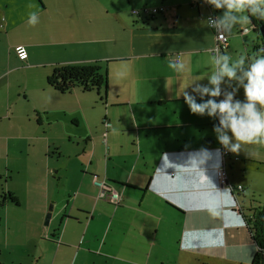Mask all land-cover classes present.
Masks as SVG:
<instances>
[{
    "label": "crops",
    "instance_id": "obj_1",
    "mask_svg": "<svg viewBox=\"0 0 264 264\" xmlns=\"http://www.w3.org/2000/svg\"><path fill=\"white\" fill-rule=\"evenodd\" d=\"M19 1L0 0V131L18 132L4 137L3 175L8 186L25 180L6 191L16 203L1 202L0 264H250L256 248L242 218L264 204V162L242 148L222 160L218 118L191 113L180 94L192 79V87H211L215 35L206 18L223 9L143 0L138 9L164 5L172 14L131 10L125 21L108 11L117 26L105 27L92 8L67 4L79 0ZM234 33L245 38L243 50L251 33L252 51L264 49L247 23L224 33L219 54L230 56ZM177 56L181 73L168 67ZM94 62L107 77L99 94H61L46 83L54 66ZM13 86L21 94L11 95ZM221 163L226 186L217 179ZM94 179L121 203L100 198Z\"/></svg>",
    "mask_w": 264,
    "mask_h": 264
},
{
    "label": "clouds",
    "instance_id": "obj_2",
    "mask_svg": "<svg viewBox=\"0 0 264 264\" xmlns=\"http://www.w3.org/2000/svg\"><path fill=\"white\" fill-rule=\"evenodd\" d=\"M204 2L215 9H223L220 15L215 18L209 17L207 20V25L217 32L229 33L234 25L250 23V16L264 21V0H205ZM28 23L32 25L37 23L36 12L28 13ZM213 64L214 69L207 76L211 87L199 84L192 87L197 79H192L184 87V89L190 87L193 93L199 95V103L188 91L184 89L181 91L180 94L183 95L189 111L200 116L206 114L208 117L218 118V125H213V132L216 134L217 142L228 151L235 153L242 145L264 144V49H259L256 55L249 58L246 69L243 56L232 60L229 55L218 54L214 57ZM168 67L181 73L185 69V64L182 61L169 60ZM238 71L241 75H237ZM224 78L229 81L235 80L237 87L243 89V102L233 100L236 87L232 92L226 93L222 100L214 99L220 96L219 85ZM205 95L209 97L207 100L203 99ZM204 154L206 150L202 149L201 156ZM230 193L235 196L233 192Z\"/></svg>",
    "mask_w": 264,
    "mask_h": 264
},
{
    "label": "rangeland",
    "instance_id": "obj_3",
    "mask_svg": "<svg viewBox=\"0 0 264 264\" xmlns=\"http://www.w3.org/2000/svg\"><path fill=\"white\" fill-rule=\"evenodd\" d=\"M38 1V0H37ZM141 2L143 0H132V2L130 4L127 3V0H79V1H73V2H77V3H67V4H74V5H77V7L81 6V7H87L89 9H93L94 11V15L97 19H100V21L102 22V24H104L105 27H113V26H117V23H115V17H113L110 12L108 11H115V12H118V18H121L123 20H127L129 18H131L130 16V11L131 10H134V9H138V6H135V3L136 2ZM188 0H166V3L169 5V3H175L177 4L176 2H180L181 5L183 4H186ZM10 4L12 7H18L20 5V1L19 0H9ZM138 2V3H139ZM200 2H202L200 0ZM133 3V4H132ZM94 23L97 25V21H95L93 19ZM118 32L120 35H123V30L121 29V27L118 26ZM237 32V30H236ZM241 38L239 37H236V33H234L231 37V53H230V58L232 60H235L237 59L238 57L240 56H243L244 59H245V69L247 67V64L249 63V58L256 55L258 53V51L255 49L254 51L253 50V46H254V43H257L256 40H255V35L252 33L249 35L248 39L251 40L252 38V41H254L253 43H251V41H249V51H245L243 50L244 49V44L243 42L245 41V38H243L241 35H240ZM256 38H257V35H256ZM260 38L262 39V37L260 36ZM260 38L258 37L257 41H258V44L259 46H261V43L260 42ZM6 67H5V70L6 71ZM237 75H241V72L238 71ZM230 83L233 84V88L236 87L237 90L234 94V98H236V100L238 101H241L243 102L244 100V96H243V89L242 88H239L237 87V82L235 80H232L230 81ZM228 84V79L226 81V86ZM14 86L13 88L11 89V95L13 94L14 92V95H16V93H20L17 89H15ZM227 89V88H226ZM225 89V90H226ZM3 91V90H1ZM21 105H24V103L22 102ZM29 105H30V102H29ZM3 108V111L5 110V99H4V92H2V95L0 97V109ZM12 128H14L16 131L17 129L13 126ZM15 130H11V129H8V130H2L0 131V196L2 194H7L6 191H8V187L9 188H12V187H17V188H21L24 184V179L22 177H16L15 179H13V181L11 182V184L8 186L6 185V182H7V178H6V174H4V171H5V167H6V163H5V146H4V143H5V136L7 135H15L16 133L18 134V132H16ZM242 149L244 150H247L249 149V152L251 154V159H254L255 158V155L256 156H260L262 159L261 163L264 162V144H250V145H242L241 146ZM10 152H14V154L16 155L17 154V150L15 147H13V150H11ZM10 161H13L11 159H9V162ZM255 161V160H254ZM0 200H1V197H0ZM0 209H1V206H0ZM2 210H0L1 212ZM1 214V213H0ZM3 239V237H2Z\"/></svg>",
    "mask_w": 264,
    "mask_h": 264
},
{
    "label": "trees",
    "instance_id": "obj_4",
    "mask_svg": "<svg viewBox=\"0 0 264 264\" xmlns=\"http://www.w3.org/2000/svg\"><path fill=\"white\" fill-rule=\"evenodd\" d=\"M39 2H41V0H39ZM249 20L250 25L252 26V31L256 32L260 38L258 29L262 28L264 31V21L251 16L249 17ZM260 43L261 47L264 48V41L261 38ZM46 83L52 89L61 94L69 93L74 89H80L83 92L95 91L99 94L102 89L105 90L107 77L100 62L76 65H57L53 67L52 73L46 79ZM232 90L233 85L230 84L225 91L220 92L219 97L224 98V95L228 92H232ZM104 93L105 91L103 94ZM6 199L13 203L17 202V199L12 194H2L0 206L2 204L1 202ZM251 211V215L247 220L242 218L245 225L249 228L251 240L256 248L250 264H264V204Z\"/></svg>",
    "mask_w": 264,
    "mask_h": 264
},
{
    "label": "built area",
    "instance_id": "obj_5",
    "mask_svg": "<svg viewBox=\"0 0 264 264\" xmlns=\"http://www.w3.org/2000/svg\"><path fill=\"white\" fill-rule=\"evenodd\" d=\"M202 2H204V0H202ZM131 14L133 16H136V17L144 16L146 18H153V17L158 16V15L167 16L168 14H172V9L167 7V6H164V5H161L158 7H146V6H144L138 10H132ZM209 17L215 18V16L212 13H210L207 16L206 20H208ZM210 29L213 31V33L215 35V45H214V48L212 50V53L216 56L222 50L224 51L226 49L227 36L224 34V32H217L213 28H210ZM247 31H248L247 29H244L243 32H241V34H245ZM18 52H19V50H18ZM174 60L178 61V56ZM230 154H231L230 151H228L227 149H222L221 150L222 160L229 157ZM234 159H236V158H234ZM217 179L222 186L225 185L227 176H226L225 166L223 163H221L217 169ZM93 183L96 187H98L100 189L99 197L102 198L104 201L108 202L109 204H111L114 207L118 206L121 203V195L118 192L114 191L111 187H109L106 184L105 180L100 181L98 179H94ZM230 191L233 192V194L235 195L236 192L241 191V188L236 187L234 189H231Z\"/></svg>",
    "mask_w": 264,
    "mask_h": 264
},
{
    "label": "water",
    "instance_id": "obj_6",
    "mask_svg": "<svg viewBox=\"0 0 264 264\" xmlns=\"http://www.w3.org/2000/svg\"><path fill=\"white\" fill-rule=\"evenodd\" d=\"M258 34L262 37V40L264 41V31L262 28L258 29ZM47 218H48V215H47ZM45 223H47V222H45Z\"/></svg>",
    "mask_w": 264,
    "mask_h": 264
}]
</instances>
